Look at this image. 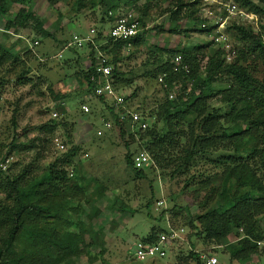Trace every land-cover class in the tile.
Instances as JSON below:
<instances>
[{"label":"rangeland","instance_id":"obj_1","mask_svg":"<svg viewBox=\"0 0 264 264\" xmlns=\"http://www.w3.org/2000/svg\"><path fill=\"white\" fill-rule=\"evenodd\" d=\"M178 1L140 0L136 3L137 8L121 5L119 10L109 15L113 18H109L106 10L99 8L95 10L86 8L79 13L74 12L72 9L74 0H32L26 8L33 13L26 15L28 20L25 26L19 21V14L24 6L10 2L9 14L0 18V42L14 56L20 58L17 64L14 65L10 61L0 69V145L9 146L14 134H18L20 145L19 151L10 155L12 175L17 176L27 171L26 180H30L31 183L35 176L42 174L54 160L73 146H79L80 152L75 158L76 173L87 181L91 180L86 195H82V200L74 203L80 209L78 213L70 211L73 223L66 225L69 227L68 230L57 229L55 218L50 219L49 227L34 226L28 229L34 232L35 237L31 246L37 252H41L42 243L47 241L63 248L74 243L80 245L81 254L65 264H196L189 259L191 250L202 254H208V251L212 250L211 256L218 259V264H264V243L259 245L257 255L238 261L231 256L235 249V241L220 246L207 245L203 239L195 235V230L190 226L189 222L194 214L227 203L230 187L222 182L224 166L215 164L210 158L200 157L197 158L194 167L185 174L171 177L170 171L163 173L158 168L151 167L146 171L147 178L138 179L136 172L127 162L124 143L116 137V133L105 132V122H111L113 125V121L109 119V110L96 100L91 105L88 104L90 107L88 116L80 109L82 91L75 90L76 78L86 66L84 56L87 52L86 46L79 49L76 44H72L73 36H80L83 30L82 35L86 37L91 34L92 29L96 31L94 37L99 31L107 36L119 16L133 13L141 17L146 13L145 16L142 15L144 25L141 26V31H148L146 39L130 52H124L125 58L121 65L122 72L133 82L130 87L118 90L125 99L134 92L138 97L124 103L123 107H115L120 111L128 109L143 114L148 124L154 121L150 114L156 110L158 102L165 96L162 87L164 76L145 77V72L153 68L156 56L170 58L172 55L165 53V50H173L176 56L184 50L193 48L194 45L210 42L205 33L193 31L196 25L190 18L184 16L189 8L180 13V20L177 22L170 20V13L176 8ZM182 1L188 4L196 0ZM221 1L200 0L199 12L208 9L220 17L224 10ZM234 1L240 6L236 0ZM254 2L259 3L258 0ZM199 12L197 16L200 19ZM238 21L239 19L228 20L226 25ZM10 22H13V27L11 31H7L6 25ZM241 24L251 25L257 31L263 21L261 16L256 15L253 20L246 19ZM230 45L237 51L241 48V45L232 38ZM214 48L219 47L214 45ZM82 50L86 52L84 56L80 55ZM175 62L180 63L181 57L177 56ZM24 72L29 79L26 84L20 83L19 80ZM225 87L226 84L220 86ZM188 88L187 92L192 89V84H189ZM52 92L72 94L71 100L65 104L67 114L62 115V118L73 126L69 134L65 129H58L50 137L53 139L47 144L42 158L38 159L37 149H24L29 147L31 140L46 137L38 132V127L55 118L54 113H59L54 109L56 101ZM173 95L176 96V92ZM213 104L222 106L217 100H214ZM227 109L224 107L223 112ZM98 131H102L103 135L96 137ZM57 139L64 145V149H59ZM253 146L254 141L244 139L241 147H238L240 154L246 156ZM8 149L9 147L0 153V158L5 157ZM219 152L221 153L214 154L213 158L220 154H233V147L228 152L225 150ZM187 182L191 183L186 187ZM206 182L210 188L221 187V191L219 189V194L211 199L208 206L201 208L210 189H203L204 185L201 187V184ZM97 185L100 186L98 189ZM152 190L155 193L153 199ZM31 199L29 197L24 200ZM150 199L152 206L148 209L146 205ZM160 200L164 201V205L158 206ZM97 206L100 208L98 213L101 214H98L95 221L93 217L94 212L98 210ZM121 206H124L125 211L117 213ZM51 207L53 204L44 208L51 213ZM162 214L164 219L160 220ZM121 215V222H118L117 218ZM94 222H97L96 227H93ZM122 224L124 227L127 226L125 230ZM99 225H105L106 228L97 235L94 229H98ZM260 225L264 231V217L261 218ZM168 226L184 228L185 233L183 239L171 247L167 257L153 262L137 260L133 255V246L139 241L135 235L144 238L151 230H167ZM117 227L123 228L118 230L121 232L117 231L119 236L115 237L113 234ZM90 236H94L95 241L88 247L87 244L91 242ZM261 241L264 242V239ZM16 247L23 251L22 256H27L25 251L27 245L24 240H18Z\"/></svg>","mask_w":264,"mask_h":264},{"label":"trees","instance_id":"obj_2","mask_svg":"<svg viewBox=\"0 0 264 264\" xmlns=\"http://www.w3.org/2000/svg\"><path fill=\"white\" fill-rule=\"evenodd\" d=\"M31 1L0 0V18L9 14L10 2L21 4L24 8L19 14V21L25 26L28 20L26 15L33 13L26 8ZM138 1L140 0H74L72 9L79 13L86 8H99L109 14L119 10L121 5L137 8ZM236 1L247 12L261 16V28L256 31L251 25L237 22L227 26L226 33L241 45L238 51L235 49L236 56L230 63H227L224 51L214 48L212 42L194 45L176 56L173 50H165V53L172 55L170 58L156 56L153 68L145 72V77L164 76L162 87L165 96L158 102L156 110L151 112L150 118L154 121L148 124L146 129L132 130L129 122L121 119L120 110H117L112 102L95 95L96 84L90 81L91 71L85 67L77 75L75 90L82 91L81 103L91 105L96 100L109 110L113 127L105 132L116 133V137L124 143L127 162L136 172L138 179L147 178L146 171L151 167L158 168L163 173L170 171L171 177L185 174L194 167L200 157L210 158L215 164L224 166L222 182L230 187L227 203L194 214L189 223L195 230V235L207 245L220 246L235 241L231 256L235 260L244 261L259 253L258 242L264 239V231L260 225L261 218L264 217V0H258V4L254 0ZM199 5L200 0L188 4L179 0L176 8L170 13V20L177 22L180 20V13L189 8L184 16L190 18L197 26H194L193 31L205 34L210 32L212 27H200L201 20L197 16ZM142 15L145 16L146 13ZM142 15L139 19L144 25ZM12 24L13 22H10L6 25L7 31H11ZM82 31L80 36H83ZM147 34V30L141 31L133 40V48L141 45ZM94 39L98 50L111 59L115 88L119 90L130 87L133 81L121 70L126 44L121 41L114 42L109 34L106 36L102 31H99ZM85 49L86 56L84 50L80 54L85 59L93 57L97 52L90 44ZM177 56L181 57L180 63L175 62ZM19 60V56H14L0 42V69L10 61L15 65ZM26 75V72L22 74L20 83L29 82ZM189 84H192V89L187 92ZM221 84H226L227 87L220 88ZM174 92L177 95L171 100L169 97ZM52 96L56 101L54 109L59 112L57 117L38 127V132L46 136L44 139L31 140L29 147L24 149H37L38 159L42 158L47 144L53 139L50 137L58 129H65L69 134L73 126L62 118V115L67 114L65 104L71 100L72 94L52 92ZM137 97L134 92L126 97L125 103ZM214 100L222 106L213 104ZM224 107L228 108L226 112H223ZM98 132L96 137L103 135H98ZM244 139L254 141L252 150L246 156L241 155L238 148ZM69 142L72 143L70 140ZM7 147L8 152L5 157L0 158V162L10 158L12 152L19 151L18 134H14L9 146L0 145V153ZM232 147L233 154H220L213 158L214 154L221 153L219 151L228 152ZM79 152V146H73L54 160L42 174L35 176L31 183L30 180L27 181V171L15 176L11 173L10 165L6 169L0 168V264H65L81 254L78 243L63 248L47 241L42 243L39 253L31 246L34 232L28 230L34 226L49 227L50 219L62 217L63 212L67 213L65 217H70V211L78 213L80 210L74 203H78L82 200L81 196L86 195L91 180L87 181L76 173L75 158ZM141 152L148 153L153 161L145 169H137L134 165V158ZM93 182L97 183L96 180ZM190 183L187 182L186 187ZM202 185L203 189L210 188L207 182L201 184V187ZM99 187L96 186L97 189ZM219 189L221 191V187L213 186L208 190L201 208L208 206L211 199L219 194ZM151 195L153 199L154 190ZM29 197L32 198L30 201L24 200ZM152 199L146 205L148 209H151ZM49 204L59 205L60 216L45 210L44 207ZM99 210L100 208L94 212L95 221L98 214H101L98 213ZM123 211L124 206H121L116 212ZM121 218L122 215L117 218L118 222H121ZM162 219L163 214L160 220ZM67 223L72 224L73 220L69 218ZM96 223L94 222L93 227H96ZM98 227L99 231L93 228L97 235L106 228L105 225ZM164 231L166 230L153 229L142 241L154 243ZM90 238L88 247L95 241L94 236ZM21 239L27 245V256H22L23 251L16 247ZM211 251H208L209 256L212 255ZM202 255L199 251L191 250L189 259L196 264H207Z\"/></svg>","mask_w":264,"mask_h":264},{"label":"built area","instance_id":"obj_3","mask_svg":"<svg viewBox=\"0 0 264 264\" xmlns=\"http://www.w3.org/2000/svg\"><path fill=\"white\" fill-rule=\"evenodd\" d=\"M221 6L224 9L220 17H217L214 12L208 9H204L199 15L201 20L200 27L202 29H208L212 27V30L206 33L210 42L218 46L225 53V59L227 63H230L236 56V50L230 45V36L226 33L228 20L239 19L237 24H241L246 19L249 21L256 18L255 14L245 11V9L238 6L234 0H222ZM108 15H112L109 12ZM142 23L139 16L133 13H126L119 16L114 25L110 28L109 35L114 42L121 41L126 44L125 52H130L133 48V40L141 32ZM226 26V27H225ZM91 34L88 36H73L72 44H76V47L83 49L87 45H92L98 50V45L95 42L94 34L96 31L92 29ZM74 46V45H73ZM110 57L102 53L101 51L94 54L91 58H86L85 68L91 71L90 81L96 84L94 92L98 97H104L108 101L112 102L116 107H123L125 98L123 94L115 88L113 66L110 61ZM174 99V95L169 97ZM80 109L83 113H90V107L87 103H82ZM121 119L127 120L134 129H146L148 123L143 114L134 113L127 110H122ZM57 113H54V117H57ZM104 126L106 130H110L113 125L111 122H105ZM103 132L99 131L98 135H102ZM56 144L59 149H64V145L57 139ZM11 162V158H6L0 162V168L6 169ZM153 163L152 158L146 152H141L134 158V165L137 169H145L147 166ZM164 205V201L160 200L158 206ZM185 233L184 228H173L168 226V229L158 235V239L154 243H146L139 240L133 246V255L139 261L164 259L167 257L171 247L183 239ZM264 242H258V245H262ZM202 259L207 264H218V259L208 254H203Z\"/></svg>","mask_w":264,"mask_h":264},{"label":"crops","instance_id":"obj_4","mask_svg":"<svg viewBox=\"0 0 264 264\" xmlns=\"http://www.w3.org/2000/svg\"><path fill=\"white\" fill-rule=\"evenodd\" d=\"M51 214H58V216H60L59 215V205L58 204H53V207H51ZM70 213V212H69ZM67 213H62V217H57V219H56V221H55V225H56V227H57V229H60V230H63V229H65V230H68L69 229V227L68 226H66L68 223H67V220H68V218H70V217H65V215H66ZM133 219V218H132ZM131 219V220H132ZM63 224V225H62ZM65 225V226H64ZM122 226L124 227V224H122ZM123 227H117L116 228V230H115V234H113V235H115V237H118L119 235H118V233H117V231L120 229H122ZM127 227V226H126ZM126 227H124V229L123 230H125L126 229ZM65 232H67V231H65ZM118 232H121V231H118ZM67 233H69V232H67ZM135 237H137L138 239L137 240H142V238H140V237H138V236H136L135 235ZM154 261V260H153ZM152 261V262H153Z\"/></svg>","mask_w":264,"mask_h":264}]
</instances>
